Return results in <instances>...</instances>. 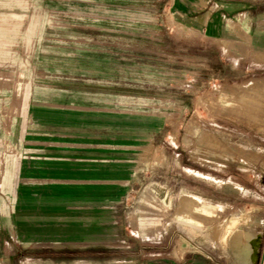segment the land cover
Segmentation results:
<instances>
[{"label": "rangeland", "instance_id": "374dc122", "mask_svg": "<svg viewBox=\"0 0 264 264\" xmlns=\"http://www.w3.org/2000/svg\"><path fill=\"white\" fill-rule=\"evenodd\" d=\"M168 1L0 0V264H241L240 230L262 254L264 45L247 26L208 36ZM62 111L109 174L25 173L48 132L32 121ZM49 184L81 196L52 206Z\"/></svg>", "mask_w": 264, "mask_h": 264}, {"label": "crops", "instance_id": "0c3cea01", "mask_svg": "<svg viewBox=\"0 0 264 264\" xmlns=\"http://www.w3.org/2000/svg\"><path fill=\"white\" fill-rule=\"evenodd\" d=\"M257 1L169 0L168 2L169 8L177 15L189 23L200 26L208 36L229 38L233 33L240 32L247 26L248 31L253 34L252 41L261 48V44L264 45V29L256 27L251 29L254 19L264 18V0L261 2L262 6ZM32 122L48 132L35 134L38 138L34 139L36 140L35 143L33 142L34 146L24 158L23 167L26 174L63 180L68 177L82 176L96 178L98 174H109L111 171L107 164L102 168L103 166L98 163L102 159L97 156L96 150L92 147L96 137L84 134L89 132L90 127L82 126L83 118L80 116H73L62 111L52 119H38ZM72 182L74 183L75 179ZM38 194L31 189H25L23 192L26 199L38 197ZM201 194L207 198H213L212 193L202 192ZM80 196L79 188L74 184H49L39 194L40 198L52 206L66 204L67 201H73ZM216 200L223 206L239 203V200L230 198ZM257 247L258 244L254 246V261L258 253ZM187 258L185 264H221L217 260L206 258L200 261L201 263H197L193 254L188 255Z\"/></svg>", "mask_w": 264, "mask_h": 264}, {"label": "bare ground", "instance_id": "6f19581e", "mask_svg": "<svg viewBox=\"0 0 264 264\" xmlns=\"http://www.w3.org/2000/svg\"><path fill=\"white\" fill-rule=\"evenodd\" d=\"M240 232H236L237 234L234 235L232 239V245H234L238 249H241V247L246 244L248 247V255H245V257L241 261V264H252V253L254 252L252 241L256 240L258 235L252 232ZM234 254L237 255V252L234 251Z\"/></svg>", "mask_w": 264, "mask_h": 264}, {"label": "built area", "instance_id": "2783aa9c", "mask_svg": "<svg viewBox=\"0 0 264 264\" xmlns=\"http://www.w3.org/2000/svg\"><path fill=\"white\" fill-rule=\"evenodd\" d=\"M256 261H259L260 264H264V249L262 251V254H257L256 258H255Z\"/></svg>", "mask_w": 264, "mask_h": 264}]
</instances>
